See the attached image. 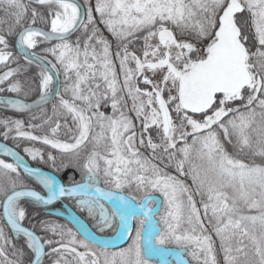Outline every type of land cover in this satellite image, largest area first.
<instances>
[{"label": "snow or ice", "instance_id": "snow-or-ice-1", "mask_svg": "<svg viewBox=\"0 0 264 264\" xmlns=\"http://www.w3.org/2000/svg\"><path fill=\"white\" fill-rule=\"evenodd\" d=\"M0 9V66L7 68L0 85L8 82L0 92L27 95L25 85L10 78L32 65L40 70V96L34 104L2 97L0 104L24 112L53 96L57 101L42 124L28 125L33 130L48 125L50 134L35 135L24 130L23 120L4 119V139L14 131L13 139L50 145L68 158L57 166L56 156L48 153L53 167H76L84 173L83 182L58 185L0 144V152L15 161L0 159V219L25 238L34 255L29 264H42L43 256L53 254V264H151L153 257H160V264H218L213 235L223 264H264V0H94V6L90 0H0ZM94 12L117 41L122 83L111 43ZM77 31L82 37L70 41ZM135 39L143 41L141 55L129 51ZM53 40L59 42L35 51ZM61 72L63 93L70 99L51 88ZM104 107L112 114L106 115ZM128 112L140 121L139 130ZM69 116L74 127L67 123ZM61 118L71 143L55 138ZM221 135L233 145L235 156L225 149ZM141 148L150 149L151 157ZM24 152L33 160L44 159L40 149L26 147ZM173 163L194 187L164 171ZM21 169L43 185L46 196L25 189ZM126 188L143 195L126 197ZM150 192H159L163 200L150 197ZM63 197L75 198L101 232L112 229L116 239L127 237L131 243L110 250L111 241L97 239L75 216L70 218L72 227L42 222L43 230L58 240L21 226L26 215L22 198L51 205ZM169 244L175 249H167ZM25 255L0 225V264H25ZM169 256L174 261L165 259Z\"/></svg>", "mask_w": 264, "mask_h": 264}, {"label": "trees", "instance_id": "trees-1", "mask_svg": "<svg viewBox=\"0 0 264 264\" xmlns=\"http://www.w3.org/2000/svg\"><path fill=\"white\" fill-rule=\"evenodd\" d=\"M83 3L85 0H81ZM25 2V1H24ZM27 3V2H25ZM33 7H36L35 5H32ZM42 10V9H41ZM4 16V11L3 9H0V17ZM244 16V14H243ZM246 16V15H245ZM243 18V17H242ZM40 27H44L45 29H48L44 25H38ZM6 27V25H5ZM250 37L252 34H249ZM77 36L82 37L81 32H77L73 37H71L69 40L72 42H75ZM10 42H13L10 40ZM58 42H49V43H42L40 44L35 51L40 52L42 48L44 47H51L55 45ZM251 43V40H250ZM136 44V42L134 43ZM82 46V45H81ZM12 51L15 53L16 49L13 48ZM48 59L52 60L53 63H56L55 58L52 57L51 55H48ZM20 64H24L25 61L23 59L19 60ZM9 67L15 68L17 67V64L15 63H10ZM7 68L4 66H0V74H2L3 71H6ZM39 69L35 66L32 65L31 67L28 68L26 72L21 73L20 75L16 77L10 78V81H14L16 79H19L22 84L25 85V90L27 91V95L24 94V92L17 94V93H11L8 92L7 90L0 92V95L2 96H14V97H19L24 100H34L39 98L40 96V89H39V84H40V76H39ZM61 93H63V88L65 84V78L63 73L61 72ZM8 82H6L4 85H0L2 88H7ZM66 99H70V94H64ZM56 99L51 102L49 105L36 110V111H26V112H18V111H13L9 110L3 107H0V120L8 119V120H15V119H20L24 121V130L26 131H33V134L35 135H44V134H50L49 126L44 125L40 129L33 130L28 127L29 123L32 124H42V117L43 116H51L52 114V104L56 103ZM79 103V102H78ZM239 103V102H237ZM106 107L102 108L101 110L105 109ZM36 115L37 117H41L38 119L33 120L32 116ZM64 118H61V124L62 127L59 130V132L56 135V139H59L62 142H68L71 143L73 142L70 138V134L67 133L66 129L63 128V123H64ZM67 123L69 127H74L71 121V117L69 116L67 118ZM140 125L137 127L139 129ZM154 141L159 143V138L156 135V132L154 130H149ZM5 132V128L0 125V140L3 141L4 143L8 144L12 148L16 149L25 159L28 161V163L34 167H39L48 171H51L55 173L64 183L65 186H69L71 182L74 180L76 182H83V180H75L72 178H69L67 175V168H55L53 167L52 163L47 160L48 153H51L52 155L56 156L57 160V166H59L61 159L64 160L65 163H68V158L67 156H64L63 154L60 153L58 149H52L50 145H44L40 141H29L23 138H17L13 139L12 137L15 136V132L13 131L12 133L9 134V138L7 140L4 139L3 133ZM51 138V137H50ZM189 142H191V137L188 138ZM221 140L224 143L225 149L228 151L230 155H236V152L233 148L232 144L227 143V141L223 140V137L221 135ZM182 146L181 144H178V147ZM29 147V148H37L40 149L41 153L44 156V159L41 160L40 158H37L36 160H33L30 156H28L24 152V148ZM145 153H143L144 156L151 157L152 153L151 150L148 148L144 149ZM86 151H90V147L88 146ZM85 153L82 152V155ZM177 158L179 157V154L177 155ZM0 159H4L9 163H12L10 160H8L5 157L0 156ZM155 163H159V161H154ZM247 162V161H246ZM161 167H164L163 165H160ZM185 170L187 171V165H185ZM164 171L171 174L178 176V172L176 171L175 164L173 163L171 166L164 168ZM15 177V174H12ZM190 178V177H189ZM191 179V178H190ZM20 180L24 184L25 188H34L37 189L41 192H44L42 186L32 177L27 176L23 172L20 171ZM103 187V185H100ZM125 195V194H124ZM194 199L197 202V207H200V196H195ZM106 206L110 207L111 202L105 201ZM21 207L25 209L26 215L24 221L22 223L29 227L30 229L34 230L39 236L45 237L48 239H53V240H58L59 236L54 235L50 231H44L42 228V222L45 224H58V225H65L67 227H72V223H70V218L71 216H75L81 224H83L89 232H91L93 235L97 237V239H103V240H109L114 237V232L112 229H105L103 232H101L98 227L96 226V220H94L92 217H90L86 211L80 210L77 205H76V200L75 198H69V197H63L61 198L57 203L46 206L43 204H37L35 201L31 200L30 198H25L20 201ZM58 208L61 209V211H58ZM203 214V213H202ZM0 217H2V210L0 207ZM0 225L5 226V232L6 234L12 239L13 243L17 245V247H23L24 251L26 253L24 257V262L25 264H29L30 258H33V254H31L30 250L27 249L26 247V242L25 238L23 236L17 237L15 233H13L5 224L3 219H0ZM115 227V225L113 226ZM135 227H136V222H135ZM135 231V230H134ZM211 231V229H209ZM113 236V237H112ZM213 239L216 240V248H217V260L218 264H223V253L219 251V241L216 239V237L213 235ZM171 245V244H169ZM57 246V245H53ZM46 247V253H48L49 248L48 246ZM167 248V247H166ZM170 249H175V246H170L168 247ZM83 250V249H81ZM9 251H11V247L9 246ZM70 259V257H68ZM189 260H191L190 257H188ZM57 259V256L55 254L49 256L45 255L44 258L42 259V264H53V261Z\"/></svg>", "mask_w": 264, "mask_h": 264}, {"label": "rangeland", "instance_id": "rangeland-1", "mask_svg": "<svg viewBox=\"0 0 264 264\" xmlns=\"http://www.w3.org/2000/svg\"><path fill=\"white\" fill-rule=\"evenodd\" d=\"M90 2L93 4L94 6V0H90ZM94 17L96 18V21H97V25L98 27L101 29V32L102 34L104 35V37H106L109 42L111 43V51L113 53V59H114V62L116 63V70H117V73H118V76L120 77V80H121V83H122V75L120 74V70H119V62L115 59V52L117 50V41L111 36V34L107 31V29L104 27V25L102 24H99V17H98V14H96L95 12L93 13ZM246 15V16H245ZM247 17V13L244 14L243 18H246ZM253 32L251 30H249V34H252ZM254 34V33H253ZM142 35V34H141ZM131 39V38H130ZM136 42V44H134ZM142 45H143V41L142 39H135V40H132L131 43H129L128 45V48H129V51H132L134 52L135 50H139L141 51V48H142ZM139 55H141V52H139ZM130 67H134V64L133 63H130L129 64ZM148 75H151L150 73H148ZM158 78V77H157ZM141 87H145L143 84H141ZM167 96V93H165V97ZM128 106L129 108L131 107V101L129 100L128 101ZM102 111L105 112L106 115H111V108L110 107H106L105 109H103ZM174 115V119L176 117V114L173 112L172 113ZM128 115L133 119V123L138 127L140 125V121H138L136 118H135V113L134 112H128ZM199 118V117H197ZM137 130H139L137 128ZM150 130H153V129H150ZM190 131V129H189ZM88 146L90 147V150H91V144H88ZM145 148H141L140 151L142 153H145L144 150ZM82 162V161H81ZM179 174V173H178ZM67 175L69 176V178H72V179H75V180H83V176H84V173L81 172L80 170H78V168L76 167H68L67 168ZM178 177L182 180L185 181V183L189 186V187H194L192 185V181L190 178H185V177H182V176H179ZM101 185H103V183L101 182ZM103 187H106L105 185H103ZM123 194H125V196H130V195H134L137 197V199H139L143 193H137L134 189L133 190H129V189H124V192ZM150 197L152 198H156L157 200H160L162 201L163 200V197L162 195L159 193V192H150L149 193ZM58 211H61V209L58 208ZM245 214H255L254 212L253 213H248L247 210H245ZM136 222V221H135ZM136 226H137V222H136ZM146 229H147V225H145V234H146ZM135 234V231L133 233V235ZM113 237V236H112ZM121 239H116L115 236L111 239H109V241H111V243H115V242H118L120 241ZM131 243V240L129 241V243L124 246V247H127L129 244ZM170 246H174V245H166L165 247H170ZM122 247V248H124ZM119 250V249H117ZM115 251V250H113ZM165 259L169 260V261H174V257H166ZM185 259H188L189 258L187 256H185ZM190 261V260H189ZM151 264H160L157 257H153L152 260H151Z\"/></svg>", "mask_w": 264, "mask_h": 264}, {"label": "water", "instance_id": "water-1", "mask_svg": "<svg viewBox=\"0 0 264 264\" xmlns=\"http://www.w3.org/2000/svg\"><path fill=\"white\" fill-rule=\"evenodd\" d=\"M24 1H25V2H28V0H24ZM77 2L80 3V4H83V2H82L81 0H77ZM238 15H240V14H238ZM45 30H48V29H45ZM77 32H78V31H77ZM77 32L72 33V34L68 37V39H70L71 37H73ZM52 42H59V41L53 40ZM15 49H16V48H15ZM16 51H17V49H16ZM56 89H59V90L61 89V78H60V76H59L58 80H57V79L55 78V76H54V80H53V88H52L53 92H54ZM0 97H2V98H8V99H21L23 102L28 103V104H34V102H35L36 100L39 99V98H37V99H34V100H24V99L19 98V97H14V96H2V95H0ZM55 99H56L55 96H53V98H52L51 100H49V102H47L46 104H44V105H40V106H36V107H33L32 109H29V110H27V111H36V110H39V109H41V108H43V107L49 105V104H50L51 102H53ZM0 107H3V108H6V109H9V110L16 111V110H14V109H12V108H10V107H6V106H4L3 104H0ZM18 112H19V111H18ZM24 112H26V111H24ZM0 144H4L5 146H7V147L13 149L12 147H10L8 144L4 143V142L1 141V140H0ZM13 150L16 151L15 149H13ZM16 152H18V151H16ZM18 153H19V152H18ZM19 154H20V153H19ZM20 155H21V154H20ZM0 156H3V157H5V158L9 159L12 163L15 162L14 159H13L12 157L4 155L2 152H0ZM21 156H22V155H21ZM22 157H23V156H22ZM23 158H24V157H23ZM24 161H25V163H26L29 167L34 168V169H39L42 173H46V174H48L49 176H52V177L55 179V181H56V183H57L58 185H60V184L64 185V183L62 182V180H61V179H60L55 173H53V172H51V171H48V170H45V169H42V168H39V167H34V166L30 165V164L27 162V160H26L25 158H24ZM20 171L23 172V169H21ZM23 173H24V172H23ZM24 174H25V173H24ZM32 178L36 179L35 177H32ZM64 186H65V185H64ZM42 187H43V185H42ZM25 189L35 190V191H37L38 193H40L41 195H44V196L47 195V191H46V189H44V187H43V189H44V193L41 192V191H39V190H37V189H34V188H25ZM22 199H25V198H22ZM30 199H31V198H30ZM60 199H61V198L57 199L53 204L57 203ZM53 204H51V205H53ZM46 206H50V205H46ZM2 212H3V209H2ZM4 222H5V224H6V220H4ZM132 224H133V232H134V222H132ZM21 226H22V227H25V228H28L29 230L33 231L36 235H38L34 230L30 229L29 227H27V226L24 225L23 223L21 224ZM7 227L10 229V226H7ZM147 227H148V226H147ZM10 230H11V229H10ZM146 234H147V231H146ZM146 234H145V235H146ZM38 236H39V235H38ZM130 240H131L130 238L125 237L124 239H121V240L118 241V242L110 243V244H109V248H110V250H117V249H120V248L126 246V245L129 243ZM45 253H46V247H45ZM43 258H44V256L42 257V259H43ZM32 259H34V255H33V258H32ZM157 259H158V261H159V263H160L161 258H160V257H157Z\"/></svg>", "mask_w": 264, "mask_h": 264}, {"label": "flooded vegetation", "instance_id": "flooded-vegetation-1", "mask_svg": "<svg viewBox=\"0 0 264 264\" xmlns=\"http://www.w3.org/2000/svg\"><path fill=\"white\" fill-rule=\"evenodd\" d=\"M134 52H135L137 55H139V52H141V51H139V50L136 51V50H135ZM60 78H61V76H60ZM61 82H62V81H61ZM61 86H62V83H61ZM172 116H173V119H174V115H173V114H172ZM174 120H175V119H174ZM1 210H2V207H1Z\"/></svg>", "mask_w": 264, "mask_h": 264}, {"label": "bare ground", "instance_id": "bare-ground-1", "mask_svg": "<svg viewBox=\"0 0 264 264\" xmlns=\"http://www.w3.org/2000/svg\"><path fill=\"white\" fill-rule=\"evenodd\" d=\"M51 88H53V84L51 85ZM47 191V190H46Z\"/></svg>", "mask_w": 264, "mask_h": 264}]
</instances>
